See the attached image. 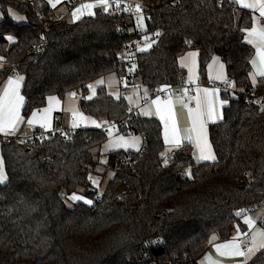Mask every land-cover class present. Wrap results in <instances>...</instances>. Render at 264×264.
<instances>
[{
  "label": "trees",
  "instance_id": "trees-1",
  "mask_svg": "<svg viewBox=\"0 0 264 264\" xmlns=\"http://www.w3.org/2000/svg\"><path fill=\"white\" fill-rule=\"evenodd\" d=\"M232 4L159 0L143 11V34L163 33L150 50L139 53L147 94L180 84L185 71L179 58L190 50L199 53L202 78L216 56L244 89L224 108L225 120L209 126L218 162H197L185 143L170 153L165 168L158 118L140 112L128 117L126 97L116 99L106 86L98 87L94 98L86 97L89 84L120 73L117 55L136 38L134 19L97 7L95 16L64 24L47 0H0V57L5 58L0 85L17 72L25 77V120L45 106L48 96L81 91L84 115L118 122V132L143 138L139 152L108 154L106 167L115 174L99 196L88 177L99 164L93 150L108 138L100 128L68 131V138L56 134L32 146L8 143L0 135L7 172L6 184L0 185V264H198L210 237L226 238L229 225L240 220L237 212L264 204V113L253 97L264 91V79L253 86L254 49L241 31L253 15L235 4L232 11ZM11 9L25 20L16 22ZM40 40L46 44L33 51ZM187 169L191 178H182ZM79 189L92 206L67 205L64 196ZM247 264H264V248Z\"/></svg>",
  "mask_w": 264,
  "mask_h": 264
},
{
  "label": "snow or ice",
  "instance_id": "snow-or-ice-1",
  "mask_svg": "<svg viewBox=\"0 0 264 264\" xmlns=\"http://www.w3.org/2000/svg\"><path fill=\"white\" fill-rule=\"evenodd\" d=\"M48 5L55 9L59 4L62 3V0H47ZM116 8L121 7V0H114ZM234 4L240 5L243 8L251 9L254 12L258 13V16H252L251 24L247 27L241 29L245 33L244 39L247 44L251 45L255 49V55L250 60L253 72L249 75L252 79L253 86L257 83V77L264 78V0H232ZM112 0H89V2L84 3L77 7L73 13V20H79L82 16L87 14L89 17L96 15L95 9L100 7L105 13H108L112 8ZM131 6L124 8L125 11L130 10ZM11 12V10H9ZM136 13V22L137 26L146 31L145 25V16L143 15V7L140 4L135 5ZM14 19L22 21L25 19L23 16L14 15ZM163 35L161 31H156L152 34L150 38L147 34L143 37L144 43L142 45H137L139 52H147L150 50L154 44L157 43L159 38ZM10 42H15V38L12 36L6 37ZM43 39V37H41ZM186 43H191V41H186ZM198 55L196 52H189L186 56L180 58L181 67L188 68L189 73L193 72V69L196 65L195 57ZM4 57H0V62L4 61ZM2 67V64H0ZM215 67L217 69V74L215 79L224 82L225 84L230 85L232 88H235V82L227 80L225 74V65L221 62L219 57L214 56L212 58V64L209 65V68ZM136 65L133 64L130 68V71L134 70ZM25 77L21 74L14 73L12 76H9L6 84L2 89H0V135L4 137L16 136L17 132L20 129L22 123H24V116L21 115V109L24 105L25 97L21 94V89L23 87V82ZM189 82H192L191 75L189 77ZM97 84H104L103 80L96 82ZM114 81H109V87H112ZM88 89L91 92L88 99H91L96 93L95 86L90 84ZM168 92V99L164 100L158 94L155 99H151L146 107L141 109V113L144 116L156 115L159 117V120L163 124V141L166 146V150L161 152L160 158L162 161L163 167L167 168L171 155L175 149L179 148L185 141H187L194 149L193 157L197 162H218L216 152L213 148L212 142L209 139V123L216 124L218 122H223L225 120L224 108L226 105H229V99L221 98L219 96L220 89L213 87L211 89H203V93L197 89V93L193 97H188L185 100V94L187 89H185L179 97H176V100L181 102L187 107L188 118L190 125L181 129L174 117L173 114V93L171 92L168 85H164L161 89H158L157 92ZM242 91V90H241ZM148 90L145 89V98L147 99ZM119 99V94L117 92L112 93ZM71 96H75V93H70ZM47 100L49 106L43 110H37L32 113L30 119L27 120V124L32 126L33 124H38L41 129H44L45 132L51 131V122L50 114L54 110L53 102L57 101V98L54 96H48ZM131 101V98H129ZM194 100L195 107H190L188 104ZM260 111L264 113V100L259 101ZM42 112V114H41ZM73 121L72 128H79L81 124L90 122L96 127H102L100 122L95 120L89 121V118L84 116L83 113H78L73 111ZM109 137H112V128L108 127L106 129ZM66 138H68V133H63ZM41 134V139H46ZM24 141L21 140V143ZM141 139L139 137L126 138L125 136H118L115 139H110L107 144L104 145V149L108 150L111 147H119L125 150L129 148L135 149L137 152L140 151ZM106 162V161H105ZM111 175H114L111 174ZM183 175L191 178L192 172L191 169H187ZM247 175L251 176V173ZM88 179L92 182L93 185L99 187L100 181L96 178H93L89 175ZM7 182V172L5 169V159L3 155H0V185L6 184ZM69 200L80 202L83 201L84 204L92 206L94 201L88 199L83 195H78L75 192L72 193L69 197ZM246 211H251L246 210ZM236 215L244 216L245 223L252 230L251 235V244L246 247H241L239 237L241 235H247V233H241L239 226L236 228V235L232 238L231 241L225 244H215L214 247L216 252L220 256L228 257H243L244 259L239 262V264H247V261L251 259L252 256L259 250L264 248V227H256V219L264 221V209L255 217L245 215L244 211L237 212ZM216 237L213 236V240ZM212 264H219L218 261L212 262Z\"/></svg>",
  "mask_w": 264,
  "mask_h": 264
},
{
  "label": "crops",
  "instance_id": "crops-1",
  "mask_svg": "<svg viewBox=\"0 0 264 264\" xmlns=\"http://www.w3.org/2000/svg\"><path fill=\"white\" fill-rule=\"evenodd\" d=\"M141 1H145V0H141ZM230 1L231 3L232 0H228ZM74 2V0H62V3L59 4V5H62L63 7L62 8H65L64 11H69V12H72L73 11V8H72V3ZM234 4V3H233ZM237 5V4H235ZM237 7L239 9H245V10H248L252 13V15L254 16H258V13L254 12L253 10L251 9H246V8H243L241 7L240 5H237ZM14 11H16L14 9ZM1 12V11H0ZM2 13V12H1ZM10 13V12H9ZM18 13V14H17ZM10 15L14 16V15H19V16H23L25 17L24 15H22L21 13H19L18 11H16V14H11ZM60 15H63L65 17V12L63 11H60L59 13L57 12V8H56V18ZM87 16V15H86ZM2 17H3V14H2ZM85 17V16H84ZM16 22H22V21H19V20H16L14 19ZM244 36H245V33H244ZM245 41V39H244ZM246 42V41H245ZM247 43V42H246ZM251 46V45H250ZM254 49V48H253ZM189 52H196L198 53V51L196 50H190L188 52H186L184 55H182L181 57H184L187 55V53ZM254 55H255V49H254ZM180 57V58H181ZM254 57V56H253ZM180 58H179V65L181 67V64H180ZM195 60H196V65H195V68L193 69V72L192 73H189V70L188 68H184V67H181L182 69H184L185 71V77H184V80L187 81L188 83H199V86H198V89L201 91V94L203 93V89L205 88H208V89H211L213 87H216V88H219L220 89V93H219V96L221 98H227L229 99H237L244 91V89L242 87H235L236 88V92L234 94H228L226 92H224L220 87L219 85H221L222 81L220 80H217L215 79L216 77V74H217V69L215 67L213 68H207V74H206V77L205 78H202V76L200 75V72H199V53L198 55L195 57ZM221 60V59H220ZM221 62H223L221 60ZM1 64V63H0ZM210 64H212V60L210 62ZM209 64V65H210ZM225 65V64H224ZM252 67V66H251ZM2 68V67H0ZM251 72H253V68H251ZM250 72V73H251ZM225 74H226V77L228 79V73H227V69H226V66H225ZM191 75V80L192 82H189V77ZM12 76V75H11ZM251 78V76H250ZM8 79V78H7ZM7 79L0 85V89H2L4 87V85L6 84L7 82ZM103 81H105L106 77L105 78H102ZM264 79V78H262ZM260 80V77H257V83L258 81ZM251 82H252V79H251ZM256 83V84H257ZM93 85V83H91ZM23 85H24V82H23ZM90 85V84H89ZM120 85V84H119ZM102 86H104V84H102ZM132 89H136L137 90V94H136V97L138 96L139 98V101H141V96H145V92H143V87L142 88H138V87H133L131 88L129 91H132ZM108 90V89H107ZM120 94L119 96L123 95V92L121 91V89L119 88L118 89ZM242 90V91H241ZM128 91V92H129ZM145 91V90H144ZM114 92H117L116 90H113V91H109L108 90V93L110 95H112L113 97L116 98L115 95H113L112 93ZM128 92L124 95H127ZM71 93H75V96L76 94H79L80 95V101H81V98L83 97V94L81 91H74V92H71ZM21 94L23 95V87L21 89ZM70 94V93H69ZM67 94V95H69ZM65 96L64 98H61L57 95H52L54 97L57 98V101L53 102V111L51 112L50 114V122H51V131H57V130H62V131H76L78 129H81V128H98L96 127L95 125L91 124L90 122L87 123V126H85V124H81L79 128H76V129H73L72 126H71V122L73 121V117H70V113L73 111V107H74V103L72 101V99L68 98V96ZM24 96V95H23ZM88 96V95H87ZM86 96V97H87ZM95 95L92 96V98H94ZM148 96V94H147ZM180 95H173V100H174V103H173V114H174V117H175V120L178 124V126L183 130L185 128H187L189 125H190V121H189V118H188V110H187V107L182 104L181 102H179L178 100H176V97H179ZM188 94L186 92L185 94V100H187L188 98ZM91 98V99H92ZM88 99V98H87ZM117 99V98H116ZM155 99V98H154ZM150 102V101H149ZM148 102V103H149ZM140 104V102H139ZM25 106V101H24V105L21 109V115H23V108ZM49 106V102L48 100L46 101V104L45 106H43L42 108L40 109H36L34 110L33 112H36L37 110H43L44 108L48 107ZM188 106L190 107H195V101L192 100ZM227 106V105H226ZM225 106V107H226ZM131 107H138V106H131ZM79 110L81 112V108H80V102H79ZM32 112V113H33ZM139 112L141 113V109L139 110ZM32 113L30 114V116L24 120V123L21 124L20 126V129L19 131L17 132V135H26L28 134L29 132V129H34V128H40L38 124H33L32 126H29L27 124V120L31 118L32 116ZM82 113V112H81ZM42 114V112H41ZM142 114V113H141ZM143 115V114H142ZM86 117L89 118V121L91 120H95L97 122H100L97 118L93 117V116H87V115H84ZM148 117H156L159 119L158 116L156 115H152V116H148ZM161 122V121H160ZM101 123V122H100ZM106 123L105 121H103V123H101L102 125ZM162 124V123H161ZM212 123H209V126L211 125ZM163 126V124H162ZM100 128V127H99ZM140 135V134H139ZM3 136V135H1ZM141 136V135H140ZM4 137V136H3ZM9 137H14V136H9ZM142 137V136H141ZM6 138V137H4ZM210 139V137H209ZM142 141H143V138H142ZM188 144L190 145L187 141H185L182 145L184 144ZM181 145V146H182ZM180 146V147H181ZM191 146V145H190ZM1 147H2V144L0 142V155H2L1 153ZM168 146L165 145V150ZM195 149L191 146V153H192V156H193V153H194ZM194 158V157H193ZM203 162V161H201ZM94 175V174H92ZM91 175V176H92ZM112 179V178H111ZM93 187L95 188V186L93 185ZM71 195V194H70ZM69 195V196H70ZM84 196V195H83ZM87 198V197H86ZM89 199V198H88ZM78 203V202H77ZM261 208H264V204H261V205H258L256 207H253V208H250L251 211H244L245 212V215L247 216H251L253 218H255L257 215H258V211L261 209ZM249 210V209H247ZM237 226H239L240 228V231L241 233H247V235H241L239 237V241L241 243V247H246L248 245L251 244V235H252V230L248 227V225L245 223V219H244V216H241L240 220L237 221V222H234L232 224L229 225L228 227V230H227V236L226 238H222L218 233H214L210 239L207 241V243L205 244V252L203 253V255L198 259V264H212V262L214 261H218L219 264H239L240 261H242L244 258L243 257H228V256H220L219 253L216 252V249L214 247L215 244H225V243H228L229 241L232 240V238L236 235V228ZM256 227L257 228H261V227H264V221L260 220V219H256ZM213 236L216 237L215 240H213ZM263 249V248H262ZM262 249H259L255 255ZM254 255V256H255ZM252 256L251 259L254 257ZM249 259V260H251ZM248 260V261H249Z\"/></svg>",
  "mask_w": 264,
  "mask_h": 264
},
{
  "label": "built area",
  "instance_id": "built-area-1",
  "mask_svg": "<svg viewBox=\"0 0 264 264\" xmlns=\"http://www.w3.org/2000/svg\"><path fill=\"white\" fill-rule=\"evenodd\" d=\"M87 1L89 0H74V2L72 3V6L76 7V5H78L79 3L87 2ZM112 4L113 6L109 10L111 14L118 15V16L130 15L134 19L136 25H137V22H136L135 5L136 4L142 5L143 11L148 9V6L145 5L141 0H121L120 8H116L114 0H112ZM127 6H131V8L130 10L125 11L124 8ZM231 10L232 11L236 10V7L233 4L231 5ZM37 17L41 20L44 19V15L41 13H38ZM64 19L65 18L63 15H60L57 17L58 22H63ZM143 33L144 31L141 30L140 27H138V29L136 30V34H135L136 38L131 43L126 44L123 47L122 51L117 55V58L119 59L120 63L123 65V68L120 70V73L118 74L120 89L123 92V95L126 94L133 87L142 88L141 77H140L139 67H138L140 52L137 49V45H142L144 43L143 37L145 35ZM148 36L152 38V35H148ZM45 44H46L45 40H40L36 42L35 45L33 46V51L38 52L42 50ZM133 64L136 65V68L130 71V68ZM227 80L235 82V80L230 77H228ZM199 83L200 82L188 83L187 81L183 79L180 82V84L176 86H171L169 88L174 95H181V93L185 89H187L188 96L193 97L197 93ZM219 87L228 94H234L236 92V88H232L230 85L225 84V83H222L221 85H219ZM158 94L161 96L162 99L164 100L168 99L167 91L160 92V93L155 91L153 93L148 94L147 99L145 98V96H141V101H140L139 106L131 107L128 117H130L134 113L139 112L140 109L146 107L148 102L151 99H154ZM253 97L256 99V105L260 107L259 101L264 100V91L261 94L254 93ZM126 122H127V118L123 120V124H125ZM108 127L112 128V133H113L114 131H118L119 123L115 121L107 122V123H104L102 127H100V129L103 130L108 135L106 131ZM65 132L68 133V131H62V130L45 132V130L41 128H34V129L31 128L29 129V132L26 135L6 137L5 139L8 143L15 142L20 146H32L36 142L44 140V139H41L42 133L45 137H47L46 139H52L54 138L56 134H60L61 136H63L64 135L63 133ZM21 140L24 142L21 143ZM129 161L130 160H127V159H121L120 163L125 164ZM181 177L185 178L186 175L181 174ZM99 200H100V197H97L96 201H99Z\"/></svg>",
  "mask_w": 264,
  "mask_h": 264
},
{
  "label": "rangeland",
  "instance_id": "rangeland-1",
  "mask_svg": "<svg viewBox=\"0 0 264 264\" xmlns=\"http://www.w3.org/2000/svg\"><path fill=\"white\" fill-rule=\"evenodd\" d=\"M89 2V1H87ZM87 2H82V3H79L78 5H76V7L72 6L73 8V11L79 7L80 5L84 4V3H87ZM145 5L147 6H154L156 4L159 3V0H145V1H142ZM63 6L62 5H58L56 8H57V12L59 13L60 11H63L65 12V19L63 21L64 24H70V23H74L78 20H73V16H72V12H69V11H64L65 8H62ZM10 12V11H9ZM11 14H16V11H14V9H11ZM18 14V13H17ZM87 14H85L84 16H86ZM12 16V15H11ZM82 16L81 19L84 17ZM13 17V16H12ZM2 13L0 12V20L2 19ZM80 20V19H79ZM145 25H146V21H145ZM146 28H147V25H146ZM143 30V29H141ZM145 31V30H143ZM99 80H103L102 78L101 79H98L96 80L93 85L95 86V89H96V92H97V89L98 87L102 86V84H97L96 82L99 81ZM109 81H114V83L112 84V87H109ZM104 86H106V88L109 90V91H113V90H116L118 94H120L119 92V88H120V85H119V76L117 73H112L110 75H108L104 81ZM143 92L144 89H142ZM69 94V93H68ZM136 94H137V90L136 89H132V91H129L127 95H124L129 103L130 106H139V98L138 96L136 97ZM89 95H91V92L89 91L88 93V96L87 98L89 97ZM96 95V93H95ZM68 98L72 99L73 103H74V107H73V111H76L78 113H81L80 110H79V102H80V95L79 94H76V96H71L70 94L67 95ZM129 98H131V101L129 100ZM73 111L70 113V117H73L72 113ZM73 119V118H72ZM101 123H103V121H100ZM71 126H72V122H71ZM118 136H125L126 138H134V137H139L141 139V145H140V149H141V146H142V137L139 135V134H134V133H122V132H118V131H114L112 133V137H109L108 135V138L107 140L102 144L101 147H98V148H95L93 150V152H96L98 153L99 157H98V166L96 168V173L94 175H92L93 178H96L100 181V184H99V187H96L95 185V190L97 191L98 195L100 196L105 188H106V184L107 182L114 177V175H111V174H115L114 170H111V169H107L106 167V163H107V156L110 152H113V151H118V150H123V151H135L137 152L135 149L133 148H129L127 150L123 149V148H119V147H111L109 148L108 150H105L104 149V145L107 144L109 142L110 139H115L116 137ZM106 161V162H105ZM83 192V189H79V192H77L76 194L78 195H83L82 194ZM69 196H64V199L67 203V205L69 207H73L77 202L75 201H71L68 199ZM80 202H83V201H80ZM264 209V208H261L259 211H258V214L260 213V211Z\"/></svg>",
  "mask_w": 264,
  "mask_h": 264
}]
</instances>
